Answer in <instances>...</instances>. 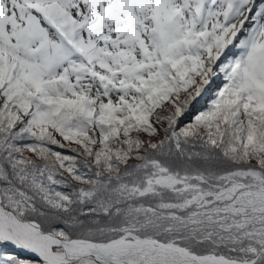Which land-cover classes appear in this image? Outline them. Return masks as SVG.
Returning <instances> with one entry per match:
<instances>
[{"label": "snow or ice", "instance_id": "obj_1", "mask_svg": "<svg viewBox=\"0 0 264 264\" xmlns=\"http://www.w3.org/2000/svg\"><path fill=\"white\" fill-rule=\"evenodd\" d=\"M0 264H264V0H0Z\"/></svg>", "mask_w": 264, "mask_h": 264}]
</instances>
